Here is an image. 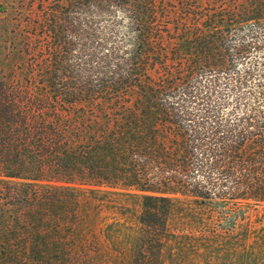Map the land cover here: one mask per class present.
<instances>
[{"label": "trees", "instance_id": "obj_1", "mask_svg": "<svg viewBox=\"0 0 264 264\" xmlns=\"http://www.w3.org/2000/svg\"><path fill=\"white\" fill-rule=\"evenodd\" d=\"M261 210L264 0H0V264H164Z\"/></svg>", "mask_w": 264, "mask_h": 264}, {"label": "rangeland", "instance_id": "obj_2", "mask_svg": "<svg viewBox=\"0 0 264 264\" xmlns=\"http://www.w3.org/2000/svg\"><path fill=\"white\" fill-rule=\"evenodd\" d=\"M205 3L206 0H202V4L205 5ZM127 203L133 208H138L139 205L136 199H131ZM103 212L105 214V211ZM178 219V217H172L171 224H175ZM107 220L105 217L99 219L96 228L90 227L89 224L85 226L84 235L94 243L96 242L95 246L97 247L95 249L108 247L104 233L100 230L103 223L107 222ZM249 220L251 223L257 224V227L263 226L264 215L262 214V210L257 214L253 213ZM244 221L246 222L247 219ZM207 224H209V228L206 230V233H193L191 238L188 236L184 238L186 239L185 241L191 240L194 244L199 241V244H204V247L201 246L194 253L196 246L192 247L190 245L181 251L179 255L175 254L176 251L174 249H166L164 252V264H264V244L254 245L253 248L248 246L256 238L264 237L261 231L243 232L242 230H235L227 234L221 233L219 227H214L211 224V220ZM183 233L188 232L183 230ZM104 253L108 256H103L108 264H122L125 262L122 257L115 259L113 256H109V253ZM177 257L180 259H177Z\"/></svg>", "mask_w": 264, "mask_h": 264}]
</instances>
